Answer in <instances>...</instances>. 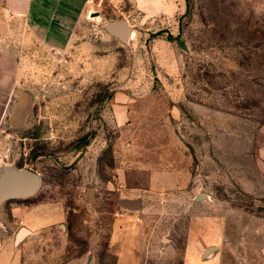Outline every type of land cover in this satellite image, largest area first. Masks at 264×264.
<instances>
[{"label": "rangeland", "instance_id": "obj_1", "mask_svg": "<svg viewBox=\"0 0 264 264\" xmlns=\"http://www.w3.org/2000/svg\"><path fill=\"white\" fill-rule=\"evenodd\" d=\"M90 3L67 52L35 50L27 121L1 132L0 168L41 177L0 205L47 224L20 263L119 264L114 231L143 228L155 253L215 216L220 264H264V0ZM22 228L0 224V250Z\"/></svg>", "mask_w": 264, "mask_h": 264}, {"label": "crops", "instance_id": "obj_2", "mask_svg": "<svg viewBox=\"0 0 264 264\" xmlns=\"http://www.w3.org/2000/svg\"><path fill=\"white\" fill-rule=\"evenodd\" d=\"M136 1L144 8L142 6L147 0ZM91 14L90 0H0V141L6 125L27 121L31 98L25 91V80L30 73V65L34 64L35 50L56 54L67 52L74 43L80 24ZM6 213L8 216L0 219L1 225L6 222L15 226L21 221L31 231L28 230L20 239V247L0 250V264H21L23 247L40 238L37 230L47 224L35 222L29 210L18 204H10ZM133 217L129 216L131 220ZM220 227L215 216L206 222L193 221L187 227L181 249L169 245L171 249L165 246L155 253L147 248L150 235L134 224L126 231H114L110 240L112 247L119 250V264H124L126 257L128 264H144L142 256L163 257L162 264H168L175 258L180 264H220L216 247L221 241ZM6 240L9 242L10 238ZM162 242L167 243L168 240L162 239ZM33 258L35 260L36 257Z\"/></svg>", "mask_w": 264, "mask_h": 264}, {"label": "water", "instance_id": "obj_3", "mask_svg": "<svg viewBox=\"0 0 264 264\" xmlns=\"http://www.w3.org/2000/svg\"><path fill=\"white\" fill-rule=\"evenodd\" d=\"M106 30L113 36L124 41L128 39V28L125 21L112 22L106 25ZM41 183L40 174L26 168H0V205L8 200L27 199L36 194ZM90 193V190H89ZM202 195H198L200 199ZM129 208H136V202H122ZM28 231L20 229L16 240H20Z\"/></svg>", "mask_w": 264, "mask_h": 264}]
</instances>
